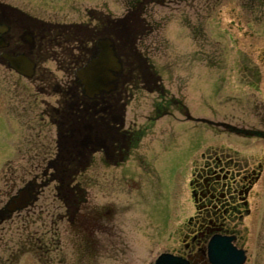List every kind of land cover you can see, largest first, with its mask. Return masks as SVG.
I'll return each mask as SVG.
<instances>
[{"label": "rangeland", "instance_id": "374dc122", "mask_svg": "<svg viewBox=\"0 0 264 264\" xmlns=\"http://www.w3.org/2000/svg\"><path fill=\"white\" fill-rule=\"evenodd\" d=\"M3 1L58 20L76 19L86 8L124 18L135 7L134 0ZM146 7L140 17L151 20L152 30L140 48L195 119L174 111L151 128L157 94L139 88L127 95L126 122L147 134L136 159L87 172L95 180L82 215L89 218L90 207L95 216L86 225L68 222L55 184H42L56 148L54 128L42 120L44 101L57 95L45 90V77L27 78L0 63V210L20 188L38 186L27 208L0 220V264H154L162 252L183 247L179 229L192 212L188 181L198 153L213 141L239 142L234 132L264 130V0ZM43 66L63 76L55 60Z\"/></svg>", "mask_w": 264, "mask_h": 264}, {"label": "flooded vegetation", "instance_id": "af4514ba", "mask_svg": "<svg viewBox=\"0 0 264 264\" xmlns=\"http://www.w3.org/2000/svg\"><path fill=\"white\" fill-rule=\"evenodd\" d=\"M28 7L0 0V63L8 66L7 55L26 54L36 62L32 79L45 77V90L57 95L53 101H44L42 120L51 126L49 131L54 128L56 148L47 160L44 176L48 177L42 184H55L68 222L86 225L95 216L90 207V217L82 215L95 180L86 178L87 172L102 166L115 170L132 155L136 159L147 134L145 126L126 122L127 95L133 97L139 88L157 94L159 102L148 120L151 128L174 111L195 118L180 92H170L140 48L142 36L152 30L146 15L131 12L132 18L120 29L119 17L96 8H86L76 19L58 20L37 15ZM103 39L113 42L123 70L114 89L90 97L77 71L96 54L97 43ZM49 59L60 64L63 76L54 78V72L43 66ZM238 132L234 133L239 142L213 141L193 160L188 181L192 212L179 229L183 247L174 251L191 264L201 258L215 264L210 251L218 240L229 241L228 245L217 243L224 258L229 260L234 249L236 259L244 256L242 264H264V130ZM26 186L37 199V184Z\"/></svg>", "mask_w": 264, "mask_h": 264}, {"label": "water", "instance_id": "95a60500", "mask_svg": "<svg viewBox=\"0 0 264 264\" xmlns=\"http://www.w3.org/2000/svg\"><path fill=\"white\" fill-rule=\"evenodd\" d=\"M98 50L89 61L77 71V77L84 87L85 93L94 97L100 91H110L116 87V81L123 70V63L117 54L116 48L110 39H103L97 43ZM8 66L17 73L27 78H32L36 69V62L26 54L7 55ZM34 201L32 191L28 186L20 188L9 200L6 206L0 210L1 219L5 218V213L10 217L14 212L27 208ZM222 242L229 244L228 240H218L214 251H210V256L215 264H242L244 256L236 259L231 251L229 260L223 257V252L217 245ZM154 264H191L190 259L175 254L174 252H162Z\"/></svg>", "mask_w": 264, "mask_h": 264}, {"label": "trees", "instance_id": "16d2710c", "mask_svg": "<svg viewBox=\"0 0 264 264\" xmlns=\"http://www.w3.org/2000/svg\"><path fill=\"white\" fill-rule=\"evenodd\" d=\"M153 1H157L159 3H163V2H166V1H170V0H134L133 2L135 7H133V10H130V12L127 13V15L123 18V17H119V24H120V29L122 28L124 22H126L129 18H132L133 14L135 13L138 17L140 16L141 12H143V9L144 7H146L149 2H153ZM131 12H133V14H131ZM121 32V30H120ZM133 35H132V38L131 40H133ZM142 59V62L144 63L145 62V58H141ZM5 218H7V216L9 215L8 213H5ZM1 215H3V213H0V220H3L1 219Z\"/></svg>", "mask_w": 264, "mask_h": 264}]
</instances>
